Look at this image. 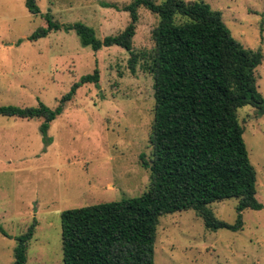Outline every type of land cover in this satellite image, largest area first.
<instances>
[{
    "label": "rangeland",
    "instance_id": "rangeland-1",
    "mask_svg": "<svg viewBox=\"0 0 264 264\" xmlns=\"http://www.w3.org/2000/svg\"><path fill=\"white\" fill-rule=\"evenodd\" d=\"M132 0H36L31 15L25 0H0V106L55 108L81 76L99 70V87H81L62 115L51 123L45 144L41 119L0 116V264H13L15 237L36 221L26 264H64L61 214L70 209L140 196L147 190L151 159L149 133L154 117L153 80L142 69H128L129 54L113 46L93 51L73 31L52 32L36 42L29 37L46 25L50 12L60 23L82 22L96 37L121 33L128 13L118 7ZM163 0H156L160 4ZM194 1V0H184ZM244 48L261 49L256 85L264 98V0H202ZM135 51L153 47L157 16L138 9ZM251 164L256 200L264 205V115L251 106L237 112ZM237 199L210 204L214 216L234 224ZM239 232L209 231L194 211L159 219L154 264H264V209L244 210Z\"/></svg>",
    "mask_w": 264,
    "mask_h": 264
},
{
    "label": "trees",
    "instance_id": "trees-1",
    "mask_svg": "<svg viewBox=\"0 0 264 264\" xmlns=\"http://www.w3.org/2000/svg\"><path fill=\"white\" fill-rule=\"evenodd\" d=\"M31 15H39L36 0H25ZM130 21L125 29L103 39L82 22L60 23L50 12L46 25L28 38L36 42L52 32L73 31L82 46L97 52L119 47L129 54L132 74L142 69L153 80L154 117L149 133L151 159L148 187L138 197L66 210L61 214V246L64 264H154L159 219L182 211H194L209 231L239 232L244 210L260 211L256 200V171L250 162L237 112L251 106L264 109L257 90L255 71L261 65V49L244 48L222 20L202 0H132L118 7ZM157 16L151 30L153 47L137 52L133 46L138 9ZM100 73L81 76L61 96L55 108L42 102L36 107L1 105L0 116L25 120L41 119L45 144L50 125L84 85L99 87ZM237 199L234 224L218 220L210 204ZM36 221L15 237L13 264H26L27 249ZM3 236L9 237L2 229Z\"/></svg>",
    "mask_w": 264,
    "mask_h": 264
},
{
    "label": "water",
    "instance_id": "water-1",
    "mask_svg": "<svg viewBox=\"0 0 264 264\" xmlns=\"http://www.w3.org/2000/svg\"><path fill=\"white\" fill-rule=\"evenodd\" d=\"M259 112L264 115V109H261Z\"/></svg>",
    "mask_w": 264,
    "mask_h": 264
}]
</instances>
